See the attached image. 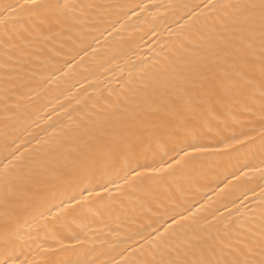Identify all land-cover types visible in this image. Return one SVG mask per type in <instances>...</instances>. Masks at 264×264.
I'll use <instances>...</instances> for the list:
<instances>
[{"label": "snow or ice", "instance_id": "1", "mask_svg": "<svg viewBox=\"0 0 264 264\" xmlns=\"http://www.w3.org/2000/svg\"><path fill=\"white\" fill-rule=\"evenodd\" d=\"M119 7L103 0L6 4L4 16L16 19L26 12L27 19L22 22L27 27L5 43L25 40L24 33L48 40L63 33L70 22L86 19L85 9L89 16L102 18ZM138 7L147 11L158 6ZM193 19H203L195 37L186 31ZM181 20L184 23L178 22L177 29H168L175 42L161 46V52L167 47L163 58L157 54L147 70L135 76L130 71L120 91L86 98L76 110L77 116L67 113L68 122L50 125L52 131L45 130L43 137L20 141L11 117H6L0 129L5 153L0 159V264H98L92 255L95 249L87 247L92 243L90 225L82 224L79 231L64 236L57 229L58 218L65 213H83L86 218L96 206L91 202L93 192L83 185L119 157L147 152L162 141L171 145L174 153L170 163L159 168L141 165L142 171L133 175L153 179L150 173L168 172L179 194L174 195L170 185L169 200L183 198L185 191L200 182L195 173L202 160L224 154V149L234 145L253 146L257 137L259 148L251 152V159L257 162L244 165L239 174L230 173L231 180L225 176L216 185L219 191L214 192L229 200L239 213L236 200L226 190L245 187L252 183L250 177L257 175L264 181V0H202ZM0 23L6 26V20ZM237 124L242 127L239 133L223 135ZM213 128L220 138L209 141ZM125 185L132 186V181L125 178L115 190ZM256 187L258 193L256 188H247L242 195L247 198L252 192L255 197L256 206L250 211H259L258 231L234 235L220 211L223 207L231 217L228 205L221 202L217 206L205 194L203 203L193 201L174 212L166 226L149 223L146 234H139L138 239L128 237L120 259L111 264H264V183ZM77 188L78 196L70 195L67 202L61 199L59 205L51 206L57 195ZM101 189L109 191L106 185ZM96 211L103 215L98 208ZM217 223L222 228L216 227ZM41 230L45 232L42 243L38 242ZM25 245L28 252L23 251ZM17 247L21 251L17 252Z\"/></svg>", "mask_w": 264, "mask_h": 264}, {"label": "bare ground", "instance_id": "2", "mask_svg": "<svg viewBox=\"0 0 264 264\" xmlns=\"http://www.w3.org/2000/svg\"><path fill=\"white\" fill-rule=\"evenodd\" d=\"M18 2L22 3L23 0H0V20H6V26L0 23V129L6 123V117H11L10 123L18 129L16 135L20 141H28L34 136L43 137L45 130L51 132L50 125L58 127L67 123V113L77 116L76 110L83 107L86 98L96 99L100 95L107 96L110 90L120 91L129 72L135 76L142 69L147 70L157 54L163 58L167 54V47L161 52V46L175 42V37L169 36L168 29H177L178 22L184 23L181 16L202 0H103L120 7L111 9L102 18L89 16L85 9L86 19L78 23L70 22L63 33L48 40H42L35 34L28 37L24 33L25 40L15 39L6 44L9 36L17 31L23 32L27 27L22 22L27 19L26 12L22 11L16 19L4 16V5L15 7ZM76 2L89 3L91 0ZM144 4L158 7L142 11L138 6ZM178 4L189 7L176 9L174 6ZM202 23L203 19H193L186 31L195 37L196 29ZM245 119L240 117L241 121ZM241 130V125L237 124L229 127L223 135ZM215 131L213 128L207 136L209 141L220 138L214 135ZM258 148L257 137V143L253 146L234 145L233 148L224 149V154L202 160L195 173L200 182L193 190L185 191L183 198L174 200L167 199L170 185L174 195L179 196L175 193L168 172L150 173L153 179L133 175V172L142 171L141 165L159 168L162 164L170 163L169 157L174 155L170 150L171 145L162 141L159 145L153 144L147 152L121 156L83 185L93 192L91 202L96 206L93 212L88 213L86 218L83 213H65L58 218L57 229L61 235L67 236L79 231L82 224L90 225L93 230L89 234L92 243L87 247L95 249L92 255L98 264H111L113 259H120L119 253L128 237L136 236L138 239L139 234H146L150 230L149 223L153 227L166 226L174 212L182 211L193 201L203 203L202 197L206 198L207 194L217 206L221 202L228 205V210L233 213L231 217L223 207L220 211L224 213V221L234 230V235L238 232L243 236L249 229L258 231L261 227L259 211H250L256 206L255 197L252 192L247 193V198L242 195L247 188H256L257 193L260 191L256 185L264 181L258 175L250 177L252 183L245 187L230 186L226 190L232 193L231 199L236 200L239 213L229 200L215 195L219 191L217 183L224 181L225 176L231 180L230 173L239 174L238 170L244 165L257 162L251 159V152ZM4 155V141L0 138V159ZM125 178L132 181V186L125 185L120 191L115 190V185L124 184ZM101 185H106L109 191L103 192ZM141 188L145 191H140ZM79 191V188L68 190L66 194L53 198L50 204L59 205L61 199L67 202L68 196H78ZM145 192L151 195L146 196ZM84 195L87 196V192ZM215 226L222 228L220 223ZM36 235L33 234L34 238ZM38 235V242L42 243L45 232L41 230ZM19 251L21 248L17 247ZM23 251H29L27 245Z\"/></svg>", "mask_w": 264, "mask_h": 264}]
</instances>
